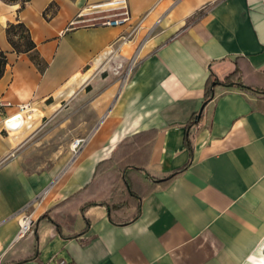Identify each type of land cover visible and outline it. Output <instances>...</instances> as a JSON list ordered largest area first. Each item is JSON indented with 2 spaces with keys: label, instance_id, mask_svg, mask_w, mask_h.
Returning a JSON list of instances; mask_svg holds the SVG:
<instances>
[{
  "label": "crops",
  "instance_id": "crops-1",
  "mask_svg": "<svg viewBox=\"0 0 264 264\" xmlns=\"http://www.w3.org/2000/svg\"><path fill=\"white\" fill-rule=\"evenodd\" d=\"M105 1L28 0L20 8L0 0V100L9 104L0 119L31 104L0 138V264H264V0H127L124 25L77 21ZM17 19L41 70L7 41ZM234 69L248 88H213L190 129L189 154L186 125L210 75L223 80ZM43 132L39 140L62 133L69 143L48 167L29 171L25 155ZM142 132L139 163L150 177L190 162L141 199L136 219L113 224L104 205L83 206L109 198L96 167ZM108 166L102 181H115ZM22 212H34V225L15 241Z\"/></svg>",
  "mask_w": 264,
  "mask_h": 264
},
{
  "label": "trees",
  "instance_id": "trees-1",
  "mask_svg": "<svg viewBox=\"0 0 264 264\" xmlns=\"http://www.w3.org/2000/svg\"><path fill=\"white\" fill-rule=\"evenodd\" d=\"M8 3H14L17 0H4ZM28 0H22L20 2V8H23ZM6 38L10 44L12 51L16 54H30V57L34 64L41 70L43 63L37 54H34L36 45L31 38L29 29L19 21L18 19L14 23H9L5 28ZM33 53V54H32ZM7 64V53L0 50V78L4 73V69ZM237 69H234L231 73L223 78V80H218L213 74L210 75L208 79L205 90H204V104L210 101L213 97V88L216 85L224 86H241L236 83ZM214 84V87L212 85ZM201 116V114H200ZM199 111L194 113L186 125L185 132V145L191 154V138L192 134L190 129L193 125L198 123L200 120ZM148 134L147 132H142L134 134L128 138L122 140L116 147V149L111 154L110 158L101 161L95 170L94 179L99 175L102 177L99 179L98 184L100 185L102 178L104 177L105 168L109 165H114V170L118 174L115 181L110 178L106 179L107 183L111 185L112 192L107 200L102 202H88L83 208L90 207L92 205H104L107 209L108 219L111 223L117 225H126L136 219L140 213V202L141 199L148 194L153 188L158 185H163L170 182L176 176L181 174L188 166V162L181 168L175 170L172 174L164 178H154L150 177L145 173L144 167L139 163V160L143 156L146 147L139 148L138 142L140 138ZM108 166V167H109ZM98 173V174H97ZM95 180H92L90 184L86 187H90ZM142 181H147L148 186L142 184ZM127 209H134V211L127 215L126 217L119 218L118 214H122ZM47 218V213L39 217V220ZM76 236V235H75ZM32 257L28 258L31 259ZM25 261V260H23ZM16 263V262H15ZM21 263V262H18ZM14 264V263H11Z\"/></svg>",
  "mask_w": 264,
  "mask_h": 264
},
{
  "label": "built area",
  "instance_id": "built-area-1",
  "mask_svg": "<svg viewBox=\"0 0 264 264\" xmlns=\"http://www.w3.org/2000/svg\"><path fill=\"white\" fill-rule=\"evenodd\" d=\"M131 19L127 0H107L105 2L91 4L78 14V20L86 25L92 26H121L128 23ZM9 104L0 100V108ZM31 110V104L24 103L17 105L14 115L0 119V138L3 133L15 130L23 123V117ZM80 140H75L72 145L75 149ZM19 229L15 241L23 238L32 231L34 221L32 213L22 212L19 217Z\"/></svg>",
  "mask_w": 264,
  "mask_h": 264
},
{
  "label": "rangeland",
  "instance_id": "rangeland-1",
  "mask_svg": "<svg viewBox=\"0 0 264 264\" xmlns=\"http://www.w3.org/2000/svg\"><path fill=\"white\" fill-rule=\"evenodd\" d=\"M21 2L22 0H17ZM75 102L76 100L70 104L71 108H75ZM81 103V102H80ZM59 118V117H58ZM58 118H56L51 124H55L58 121ZM74 122V120H72ZM44 136V132L41 133L32 143L29 145L28 149V154H26V159H25V165L24 167L28 169L29 171L33 170H40L43 167H48V163L50 159L52 158L53 151L58 148L59 144H64V143H69V137H66L63 139V134L62 133H56L54 135V139H41V137ZM5 159H2L1 161H4ZM111 172L108 171V174ZM107 177L105 180L102 182L103 184L106 185L107 183ZM108 184V183H107Z\"/></svg>",
  "mask_w": 264,
  "mask_h": 264
},
{
  "label": "water",
  "instance_id": "water-1",
  "mask_svg": "<svg viewBox=\"0 0 264 264\" xmlns=\"http://www.w3.org/2000/svg\"><path fill=\"white\" fill-rule=\"evenodd\" d=\"M212 87H214V84L212 85ZM214 94V93H213ZM203 107H204V105L201 107V109L199 110V116H200V114H201V112H202V109H203Z\"/></svg>",
  "mask_w": 264,
  "mask_h": 264
},
{
  "label": "bare ground",
  "instance_id": "bare-ground-1",
  "mask_svg": "<svg viewBox=\"0 0 264 264\" xmlns=\"http://www.w3.org/2000/svg\"><path fill=\"white\" fill-rule=\"evenodd\" d=\"M30 121V120H29ZM74 145H72V147H73ZM34 214V212H32V215Z\"/></svg>",
  "mask_w": 264,
  "mask_h": 264
}]
</instances>
